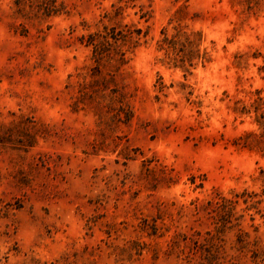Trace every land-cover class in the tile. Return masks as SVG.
Wrapping results in <instances>:
<instances>
[{
  "label": "rangeland",
  "instance_id": "1",
  "mask_svg": "<svg viewBox=\"0 0 264 264\" xmlns=\"http://www.w3.org/2000/svg\"><path fill=\"white\" fill-rule=\"evenodd\" d=\"M57 1L0 0V264H264V0Z\"/></svg>",
  "mask_w": 264,
  "mask_h": 264
},
{
  "label": "trees",
  "instance_id": "2",
  "mask_svg": "<svg viewBox=\"0 0 264 264\" xmlns=\"http://www.w3.org/2000/svg\"><path fill=\"white\" fill-rule=\"evenodd\" d=\"M21 0H16L19 4ZM63 6L62 2L57 0H40L38 9L45 15L56 13ZM118 10L120 8H117ZM141 38V30L131 25L125 24L123 27L117 25L104 26L102 31L90 33L87 37V45H92L93 57L97 60L102 58H111L114 53L117 60H125V51L121 49V43L132 42L137 45ZM264 181V170H262ZM231 204L233 201L228 200Z\"/></svg>",
  "mask_w": 264,
  "mask_h": 264
}]
</instances>
